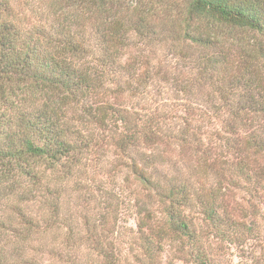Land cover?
<instances>
[{
  "label": "trees",
  "instance_id": "1",
  "mask_svg": "<svg viewBox=\"0 0 264 264\" xmlns=\"http://www.w3.org/2000/svg\"><path fill=\"white\" fill-rule=\"evenodd\" d=\"M165 249L264 262V0H0V264Z\"/></svg>",
  "mask_w": 264,
  "mask_h": 264
},
{
  "label": "rangeland",
  "instance_id": "2",
  "mask_svg": "<svg viewBox=\"0 0 264 264\" xmlns=\"http://www.w3.org/2000/svg\"><path fill=\"white\" fill-rule=\"evenodd\" d=\"M232 33L234 35H237L239 38H243V40L250 39L253 36L252 33L248 32L246 30H242V29H234V30H232ZM251 40L252 39H250V41ZM118 222H119V225L123 226L124 228H131L132 230H135V228H136L135 220L133 218H129L126 216L124 217L123 215H121ZM230 250L225 249V251H223L224 255L222 254L223 256H220L221 260L226 261L228 259L232 263H235L237 258L232 255L233 252ZM163 260L169 262L170 264H190V263H186L184 261H179V260L173 259L171 252L168 249H165V252L163 253ZM257 264H264V262H260V263L258 262Z\"/></svg>",
  "mask_w": 264,
  "mask_h": 264
}]
</instances>
